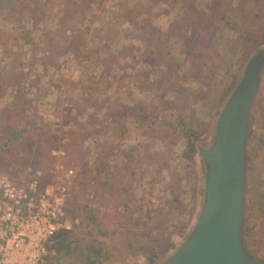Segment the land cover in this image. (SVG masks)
<instances>
[{
  "label": "rangeland",
  "instance_id": "rangeland-1",
  "mask_svg": "<svg viewBox=\"0 0 264 264\" xmlns=\"http://www.w3.org/2000/svg\"><path fill=\"white\" fill-rule=\"evenodd\" d=\"M30 1L12 9L0 4V173L28 180L43 169L54 188L73 169L71 199L80 194L106 229L150 232L147 245L171 241L157 262L163 264L199 218L201 150L213 143L222 110L264 44L247 43L215 18L218 3L229 0H79L86 1L84 12L69 10L75 0ZM247 1L245 9L257 11ZM148 47L164 52L152 62ZM162 88L168 89L165 102ZM18 94L24 104L13 115ZM260 101L264 105V72L251 109L245 204L246 246L264 262V216L258 213L263 218L248 225L250 199L264 207ZM91 115L102 117L103 125L89 124ZM156 119L191 126L195 151L183 138L172 143L160 123L150 127ZM18 128L23 135L17 139L11 133ZM59 150L65 155L54 154ZM70 223L69 231L80 233L79 221ZM122 237L119 250L106 246L103 264H148L124 247Z\"/></svg>",
  "mask_w": 264,
  "mask_h": 264
},
{
  "label": "water",
  "instance_id": "water-1",
  "mask_svg": "<svg viewBox=\"0 0 264 264\" xmlns=\"http://www.w3.org/2000/svg\"><path fill=\"white\" fill-rule=\"evenodd\" d=\"M264 72V48L250 60L217 121L205 167L200 215L182 246L163 264H264L245 241L247 154L251 109Z\"/></svg>",
  "mask_w": 264,
  "mask_h": 264
},
{
  "label": "trees",
  "instance_id": "trees-1",
  "mask_svg": "<svg viewBox=\"0 0 264 264\" xmlns=\"http://www.w3.org/2000/svg\"><path fill=\"white\" fill-rule=\"evenodd\" d=\"M238 1L239 3L236 5L234 4L233 0L220 1L216 7V10L214 11L215 18H217L223 25L228 26L233 30L239 31V33L241 32V35L247 43L251 42L258 46L264 44V0H252L253 4L258 7L257 11L255 12L245 9L244 3L247 0ZM30 2V0H0L2 8L7 9H12L14 6L20 4H28L27 6H29ZM71 3L73 6L69 8L71 12H84L88 10L86 1L75 0L73 2L71 1ZM206 20L201 17L198 23L200 26L205 25L207 30L208 25ZM245 26L249 27L248 30L244 29ZM250 28H253V30L256 32H253V30L248 32ZM215 29L216 27L214 26L212 30L214 31ZM24 33L29 34L28 32ZM143 35L150 38L149 33H143ZM72 38L75 39V35ZM72 44L73 42L70 43L71 47L73 46ZM255 48L257 47H246V49L249 51H252ZM56 50L61 52L63 47H56ZM163 52L164 50L161 47H148L147 50V54L149 55L151 61H156L155 59H158L159 55ZM160 90L163 91L160 94V99L162 102H165L163 100L168 93V89L162 88ZM227 95L228 93L225 92L221 102L225 100V96ZM23 104L24 103L21 99V95L18 94L14 99L12 109L13 115L14 113H18L19 108H21ZM184 109H186L185 105L181 110ZM124 117H128V113H125ZM14 120H18V118H14ZM158 120L159 119H156L150 122V127L160 123V125L166 130V137H169V140H171L172 143L177 139L179 140L183 138V140H186L187 147L189 148L190 152L195 151L194 142L198 140V136L194 133V130L191 126L181 121ZM256 120L258 129L264 130V105L262 104V101H260L258 104ZM88 123L92 126H100V124L102 126V117H95L94 115H91L89 117ZM106 127H108V125H106ZM11 134L15 135V138L17 139L23 135L20 128L13 130V133ZM0 174L11 175L10 173L6 172H2ZM248 209L249 226L252 224V222H256L257 219L261 220L263 218L259 217L258 213H261L264 216V207L261 208V205H259V203H257L254 198L250 199ZM67 216L69 221L71 219H77L79 221V229L81 231L78 233L76 231L64 230L56 235L51 245V254L48 258V261L52 262L51 264H103L109 259V257L106 256V246L113 244V248L117 250H119L120 246H122L121 244H117V241L120 240L117 237H120L121 234L123 235L121 239L123 240L122 243H124V247L129 251H135L137 253H141L142 256L144 255L148 261V264H157L162 256L165 255L167 251L174 245L171 243V241H167V243L164 244L160 239H154L150 241L151 243H148L149 245L144 244V237H151V233H143V230L135 228H126L125 230L122 229L123 227L118 228V230L109 228L106 229L104 225L100 223L99 215L95 209L86 203L80 194L75 195L70 200L67 207ZM254 243H256V241L250 240L251 245Z\"/></svg>",
  "mask_w": 264,
  "mask_h": 264
},
{
  "label": "built area",
  "instance_id": "built-area-1",
  "mask_svg": "<svg viewBox=\"0 0 264 264\" xmlns=\"http://www.w3.org/2000/svg\"><path fill=\"white\" fill-rule=\"evenodd\" d=\"M64 156L65 151L54 152ZM74 170L54 188L37 169L28 180L0 174V264H47L56 235L69 231L67 207Z\"/></svg>",
  "mask_w": 264,
  "mask_h": 264
}]
</instances>
